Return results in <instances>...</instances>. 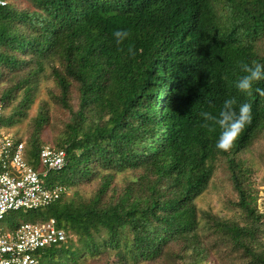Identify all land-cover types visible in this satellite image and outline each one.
Here are the masks:
<instances>
[{
    "label": "trees",
    "instance_id": "obj_1",
    "mask_svg": "<svg viewBox=\"0 0 264 264\" xmlns=\"http://www.w3.org/2000/svg\"><path fill=\"white\" fill-rule=\"evenodd\" d=\"M5 1L0 128L74 188L39 264H264V0Z\"/></svg>",
    "mask_w": 264,
    "mask_h": 264
},
{
    "label": "built area",
    "instance_id": "obj_2",
    "mask_svg": "<svg viewBox=\"0 0 264 264\" xmlns=\"http://www.w3.org/2000/svg\"><path fill=\"white\" fill-rule=\"evenodd\" d=\"M4 5L5 2L0 0V6ZM22 142L16 143L0 128V222L12 211L50 205L60 199L65 189L61 183L51 189L41 177L61 172L67 164L66 152L43 145L38 156L42 170L37 171L18 153L24 149ZM13 144L18 145V152L13 150ZM68 238L53 218L43 223H13L10 229L0 224V264H39L37 251L59 245Z\"/></svg>",
    "mask_w": 264,
    "mask_h": 264
},
{
    "label": "rangeland",
    "instance_id": "obj_3",
    "mask_svg": "<svg viewBox=\"0 0 264 264\" xmlns=\"http://www.w3.org/2000/svg\"><path fill=\"white\" fill-rule=\"evenodd\" d=\"M1 107L4 110V114H8L10 113V110H6L4 109L3 105H1ZM3 114V115H4ZM2 115V116H3ZM3 129H6L5 127ZM2 129V130H3ZM4 134H9L11 137L12 134L9 131H4ZM78 155V154H77ZM211 163L214 164V166L218 167L217 164L212 161ZM41 167V165H40ZM40 170H42V167L40 168ZM37 170V171H40ZM59 173L57 172H51L50 174H47L42 178V181L49 187V188H53L55 185L59 184L62 182L61 178L58 177ZM65 189L62 192V195L64 193H66L65 196V200L70 199L71 197L74 196V188L69 187L68 189H66V186L61 183ZM89 183H85L83 185L80 186V190L82 191V193L85 195V197L89 194V189H87ZM221 187V182L219 179H215V181L212 184V187L210 190L207 191L205 197H203L199 204L202 208H206L208 207L206 204L211 202V201H216V197H217V192L215 191L216 189ZM60 197L59 200L63 199V197ZM219 199V197H218ZM217 199V200H218ZM58 199L54 200L53 203L59 201ZM258 206L260 208V210H264V186L260 187L259 192H258ZM218 209L215 211H220V207L217 204ZM44 209V208H42ZM41 208H37L35 210H17V211H12L10 213H8L7 215H5L3 221L0 222V224H3L5 226L6 229H10L13 225V223H22V222H29V223H39L41 218H45L46 217V212L45 210H42ZM173 246V245H170Z\"/></svg>",
    "mask_w": 264,
    "mask_h": 264
},
{
    "label": "bare ground",
    "instance_id": "obj_4",
    "mask_svg": "<svg viewBox=\"0 0 264 264\" xmlns=\"http://www.w3.org/2000/svg\"><path fill=\"white\" fill-rule=\"evenodd\" d=\"M23 144H24V146H25V142H22ZM12 148H13V150L15 151V152H18L19 151V149H18V145L17 144H13L12 145ZM18 153H20V154H22L23 155V153H24V149H22L20 152H18ZM53 171V170H52ZM208 191V190H207ZM207 191H205L203 194H202V197H205V195H206V193H207ZM216 194H221V195H223L224 194V191H220V190H216ZM65 194V193H64ZM64 194L62 195V197L63 198H65V196H64ZM218 195V196H219ZM208 210H209V208H208Z\"/></svg>",
    "mask_w": 264,
    "mask_h": 264
},
{
    "label": "clouds",
    "instance_id": "obj_5",
    "mask_svg": "<svg viewBox=\"0 0 264 264\" xmlns=\"http://www.w3.org/2000/svg\"><path fill=\"white\" fill-rule=\"evenodd\" d=\"M2 1H4L5 2V5H6V1L5 0H2ZM4 5V6H5ZM0 7H3V6H0ZM0 107H1V105H0ZM1 109H2V111L0 112V118H1V116L4 114V110H3V108L1 107ZM30 166V165H29ZM32 167V166H31Z\"/></svg>",
    "mask_w": 264,
    "mask_h": 264
}]
</instances>
